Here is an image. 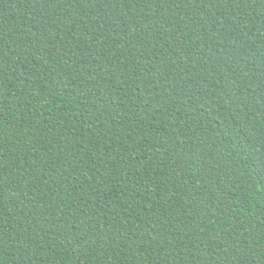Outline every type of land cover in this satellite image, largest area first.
<instances>
[{
	"label": "trees",
	"instance_id": "obj_1",
	"mask_svg": "<svg viewBox=\"0 0 264 264\" xmlns=\"http://www.w3.org/2000/svg\"><path fill=\"white\" fill-rule=\"evenodd\" d=\"M0 264H264V0H0Z\"/></svg>",
	"mask_w": 264,
	"mask_h": 264
}]
</instances>
